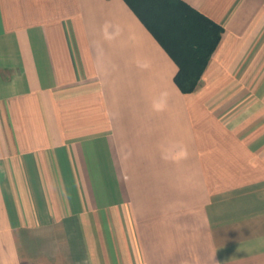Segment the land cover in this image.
Returning <instances> with one entry per match:
<instances>
[{"label": "crops", "instance_id": "obj_1", "mask_svg": "<svg viewBox=\"0 0 264 264\" xmlns=\"http://www.w3.org/2000/svg\"><path fill=\"white\" fill-rule=\"evenodd\" d=\"M194 91L125 0H0V264H264V0Z\"/></svg>", "mask_w": 264, "mask_h": 264}, {"label": "trees", "instance_id": "obj_2", "mask_svg": "<svg viewBox=\"0 0 264 264\" xmlns=\"http://www.w3.org/2000/svg\"><path fill=\"white\" fill-rule=\"evenodd\" d=\"M179 66L184 93L198 85L224 28L183 0H125Z\"/></svg>", "mask_w": 264, "mask_h": 264}]
</instances>
